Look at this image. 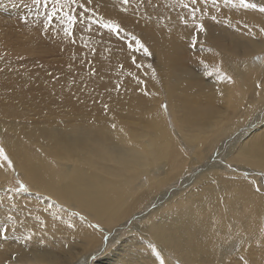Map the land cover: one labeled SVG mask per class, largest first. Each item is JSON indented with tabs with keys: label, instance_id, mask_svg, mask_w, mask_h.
Returning <instances> with one entry per match:
<instances>
[{
	"label": "bare ground",
	"instance_id": "6f19581e",
	"mask_svg": "<svg viewBox=\"0 0 264 264\" xmlns=\"http://www.w3.org/2000/svg\"><path fill=\"white\" fill-rule=\"evenodd\" d=\"M138 2L126 13L121 0L94 6L149 48V57L135 54L141 68L98 26L85 21L68 38L58 19L45 30L47 13L32 0H0V32L11 17L26 24L17 52L55 62L27 70L31 58L0 60V147L15 168L0 169V264H77L91 251L89 262L125 219L127 238L96 264H262L264 59H253L264 54V15L218 0L220 12L209 3L202 20L197 13L207 29L198 33L179 0ZM215 145L219 164L202 165ZM16 176L28 192L8 191Z\"/></svg>",
	"mask_w": 264,
	"mask_h": 264
},
{
	"label": "snow or ice",
	"instance_id": "6c2138e0",
	"mask_svg": "<svg viewBox=\"0 0 264 264\" xmlns=\"http://www.w3.org/2000/svg\"><path fill=\"white\" fill-rule=\"evenodd\" d=\"M133 0H121L123 5L122 11L127 12L128 6L132 3ZM145 2L151 4L152 0H139L135 4V7H139ZM32 3L36 6V10L39 13L41 6L47 13L45 16V30H47L51 21L55 18L58 19L62 24L65 25L63 28L65 37L71 38L74 35V30L78 24H85V27L91 31L93 26H98L97 30H106V33L110 38H114L117 41H125L128 51L131 53L132 64L137 68H141L142 65L138 63L136 58V53H142L143 56H151L149 48L143 43L140 37L134 33L125 29L120 22H117L114 19H105L103 15L99 14L97 7L94 6V0H32ZM180 6L188 11L187 17H181V19L187 24V20L190 18L198 33H205L207 31L205 24L203 22H197V13H202L200 19H203V15H208L207 6L211 3L212 8L217 12H220V4L218 0H190L189 3H184V0H179ZM197 5H202L203 7H197ZM224 7L240 9L245 12L251 10L264 15V0H223ZM59 14V15H58ZM211 20L215 23H219L218 17L216 15H211ZM247 27V26H245ZM247 31L253 37L255 32L251 28H247ZM259 33L264 36V27H259ZM72 43H75V40H72ZM197 44V39L193 37L192 46L195 47ZM257 60L264 59L262 57H257ZM203 63V61H201ZM151 68V65H148ZM219 72L220 70L217 69ZM153 77L155 73L153 72ZM220 79L232 83L233 79L227 74L220 76ZM142 83V81H138ZM261 85H257L260 87ZM147 94V93H145ZM107 108V105H105ZM166 110V106H165ZM115 128V124L112 125ZM7 168L11 171H15L14 164L10 157L6 154L5 149L0 147V169ZM8 191H14L16 193L28 192V186L22 181H17V185L14 188L8 189ZM259 191V188L257 189ZM51 207V205H49ZM84 219V217H81ZM70 228L74 225L69 224ZM94 229L99 230V225L92 224L90 225ZM4 236V232L0 231V237ZM32 237L27 236L25 239L30 240ZM10 259H16L15 257H10Z\"/></svg>",
	"mask_w": 264,
	"mask_h": 264
},
{
	"label": "rangeland",
	"instance_id": "374dc122",
	"mask_svg": "<svg viewBox=\"0 0 264 264\" xmlns=\"http://www.w3.org/2000/svg\"><path fill=\"white\" fill-rule=\"evenodd\" d=\"M6 11H9V10H6ZM11 18H17V19H19L18 21L17 20H13V19H11ZM11 18H9L8 20H7V22L9 23V26H10V29H9V31H4V30H1V32H0V60H2V61H7L8 60V58L10 59V61L11 62H14V63H17V64H20L19 63V61L20 60H22L23 61V59H28V58H31V64L30 65H27V67H25V68H27V70L28 69H32V68H39V69H42V70H44V68H46V66L47 65H49V66H52L55 62H53V61H50V63L49 64H46V63H44V62H42L40 59H38V54L35 56V58H33L32 56L30 57L29 55H21V54H19L18 52H17V47L20 45V42H19V40H18V34H19V32L23 29V27L26 25L25 24V22L22 20V19H20V18H18V17H11ZM41 37V40L43 41V43H45L46 44V46L47 47H50L51 46V43L46 39V38H44V36H40ZM263 55L264 54H261V55H259L258 57H263ZM12 57H14V59H11ZM37 57V58H36ZM57 57V59L58 60H64L65 59V56L64 55H61V54H59L58 56H56ZM264 58V57H263ZM32 59H34V60H36L35 61V63H34V61L32 60ZM253 61H256V58H254L253 59ZM186 63V65L191 69V70H193V72H195L197 75H198V72H200V69L198 68V64H196V63H191V62H185ZM14 68H16V67H14ZM0 70H2V68H0ZM20 70H23V67H22V69H20ZM50 71H53L52 69H49V70H47V71H45L46 72V74L48 73V72H50ZM205 79H207V78H209V76H206V77H204ZM162 109L164 110V111H166V114H167V119H168V122H170V123H172V120H173V118H172V116H171V114H170V112H169V107H168V105H167V103L165 102V101H163L162 102ZM263 106H264V103L262 104ZM165 106H166V110H165ZM263 106H261L260 105V107L258 106V110H257V113L255 114V116L256 115H258V113L262 110V108H263ZM259 114H261V115H263L262 117H264V111L263 112H261V113H259ZM259 125H261V122H258V125H254L253 127L255 128V127H257V126H259ZM248 127V126H247ZM252 128H242L241 129V131H246V132H249V130H251ZM240 129H238V131H239ZM227 137H229V135L227 136ZM232 138V137H231ZM229 140V139H228ZM235 140H231L230 141V145H232L233 144V142H234ZM218 152V147L215 145L214 146V151H213V156H211L212 157V159L213 160H206L205 159V161H203L202 162V165H206V164H210V165H213V164H215V163H218L219 164V162H215L214 160H215V158H216V153ZM187 158L189 159V161H190V155L189 154H187ZM217 161H220V165H227L228 166V164L226 163V160H224V158H222V159H217ZM210 162V163H209ZM221 162H223V163H221ZM204 163V164H203ZM230 166V165H229ZM228 166V167H229ZM233 168H235V166L233 165ZM227 170H229L230 171V169H227ZM233 171H236V170H233ZM242 174L244 173L245 175L244 176H246V177H249V176H251V175H253L252 173H249V172H241ZM193 175V173L192 172H189V174H187V176L188 177H191ZM194 175H197V173H195ZM17 181H22V180H20V178H17V176L16 177H14L13 178V184H12V188H14L17 184ZM23 182V181H22ZM24 183V182H23ZM16 184V185H15ZM185 185V184H184ZM176 187H179V185H176ZM186 187H187V185H186ZM166 188H168L167 186L164 188V189H166ZM166 191V190H165ZM152 206H154V205H152ZM145 209V210H144ZM154 209V208H153ZM153 209H151V210H153ZM143 213H145L146 215L151 211L150 210V207L146 210V207L145 208H143ZM149 210V211H148ZM75 215H77V216H80V217H84V221H87L88 220V218H87V216L86 215H84V214H82V213H80V212H75L74 213ZM131 220V219H130ZM132 222H133V220H132ZM134 222H136V221H134ZM126 223V224H125ZM92 224H97V225H99V230H97V229H95L96 231H98V232H100V228H103L100 224H98V223H92ZM91 224V225H92ZM129 225H131V221H128L127 219H125L124 221H122V222H120V223H118L117 224V226H116V228L114 229V232L116 233V234H114V232H112L110 235H109V237H107V236H105L104 237V235H103V237H102V243H101V246L99 247V248H97V249H95L94 251H93V256L91 257V259L89 260V262L87 261L89 258V255L90 254H92V252L90 251H88V252H84L81 256L82 257H80L79 256V258H80V260H77V264H96L98 261H97V259H102L103 257H105L106 256V254H107V252H109V248L110 247H112V248H115L117 245L116 244H118L119 245V243H120V240H123V239H125V238H127L126 237V232H127V229L130 227ZM122 233H124V234H122ZM118 234H122L120 237H117V236H119ZM113 238H116V240L114 239L113 240ZM118 241V242H117ZM115 243V244H114ZM102 247V248H101ZM109 249V250H108ZM112 251V250H111ZM104 254V255H103ZM108 255V254H107ZM103 256V257H102ZM258 258L260 259L259 261H261L262 262V264H264V253L262 252V254L261 255H259L258 256ZM228 261V260H227ZM230 262V261H229ZM74 263H76V261L74 262ZM99 264H100V261H99ZM219 264H222V263H219Z\"/></svg>",
	"mask_w": 264,
	"mask_h": 264
}]
</instances>
